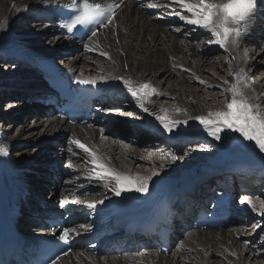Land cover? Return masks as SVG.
I'll use <instances>...</instances> for the list:
<instances>
[{"label": "bare ground", "instance_id": "6f19581e", "mask_svg": "<svg viewBox=\"0 0 264 264\" xmlns=\"http://www.w3.org/2000/svg\"><path fill=\"white\" fill-rule=\"evenodd\" d=\"M72 2L73 0H0V19L6 18L8 21L7 28L5 30H0V55L3 56L0 60L6 57H11L12 59L13 57H31L37 55L53 59L63 51L76 53L73 57L67 58L68 56L65 57L64 55L61 57L60 60L65 62L63 64L64 68L76 74V78L82 74L83 78H96L97 82L112 83L116 94L128 100L124 102L120 101L119 103H122L120 106L123 107L124 104L128 103L127 108H133L130 110L131 112L133 111L132 113H140V115L142 114L146 117L149 125H157L161 133L165 135V140L170 143V150L174 151L177 149L173 145L175 138L180 137L181 134L174 133L175 128H173L171 133L164 130L163 126L154 116L143 113L137 106L136 101L126 92L119 81L106 79L109 73L132 77L144 83L150 82L156 89V82L161 84L169 82V85L165 88L166 92L164 96L165 98L168 96L175 99L176 109H181L183 112H186V117L177 118L172 115L176 109L165 108L159 101V95L150 96L145 101V104L149 107L150 111L157 112L161 115L168 114L170 119L184 121L188 119L189 116L207 115L209 111H217V109L210 108L209 105H206L205 102L200 101V99L198 100V94L196 90L192 89L191 83L203 80L206 82L204 86L217 85L220 86L223 91L225 86L218 85L205 75V65L210 61H208L209 57L206 55L209 51L213 50H221L222 52L224 51L223 53L227 52L215 44L209 45L206 42L205 44L207 46L204 48L201 43L196 44L195 41L192 40V37L197 39L198 37L196 36L198 35H207L202 34V30H197L195 26L186 25L178 16L170 14L174 11H180L178 7L175 9L147 8L146 4L148 2H158V0H123L114 23L107 28L104 27L99 30L95 37L80 43L72 39H64V36L56 27L57 24L50 20L51 17H49V19L45 18L50 15L53 8L57 5H68ZM14 4L20 9L19 11L14 9ZM25 5L27 6L26 10ZM156 12H161L162 15L169 17V20L174 21L176 24H180L183 28L181 33L182 36L174 31L173 25H161L160 22L162 21H158V18H161L158 17L160 13L157 15ZM263 12V9H259L258 15ZM169 14L173 18H170ZM30 20L35 22L30 24ZM259 22L260 21L255 25L251 35L241 44V47L245 43L260 45L261 41L264 46V26L263 24L260 25ZM179 36H181V38ZM102 51L107 52L111 59L102 56L100 54ZM242 53L243 49H241V55ZM256 53L259 55L258 58L264 55L261 50H257ZM85 54H90L92 60L85 57ZM227 59H231L228 53ZM113 60L115 64H113ZM92 62L98 63V66L95 67ZM224 62H226L225 59ZM224 62L220 65L223 66L222 64H224ZM125 64H127V68L124 67ZM250 64L252 65V60L250 62V58L248 63H245L243 59L233 60L231 72L234 73L238 71L239 68H244L249 75L251 72L255 71L254 66L250 67V70L248 69V65ZM28 72L29 71H25L20 77L12 74L0 75V99L2 91L10 88L12 85L13 88H18V86L23 89L27 88V90L21 91L22 94L26 93L24 94L25 98H28L26 96H30L29 84L36 83L33 81V78L28 75ZM101 76H104L105 79H100ZM173 77L175 78L174 85L171 83ZM197 77H199V79H197ZM227 80L233 82L230 76H228ZM263 85L264 82L255 86L254 93L253 91H249L248 95L252 97L254 95L264 94L262 91ZM18 94L19 93L15 95ZM31 108L34 111L35 106L31 105ZM117 109L118 108H116V110ZM160 109L166 110V113H160ZM219 109H221V107ZM110 111L112 110L108 111V109L104 107L103 114L99 118L101 123L109 118H114V115L109 113ZM6 118V120H8V117ZM21 118L22 115L19 119ZM118 120L120 119L107 121L104 124L105 127L109 126L111 130H120L119 136H114L118 138L114 139L108 136L107 133L104 132L105 130L101 129L102 127H98L100 123L97 122L80 126L69 125L61 119L44 118L42 122L36 123L33 128L30 126L24 128L23 125L18 127L14 134L12 132H7L12 128V124L6 125L4 131L0 129V146L7 145L9 152L12 147L13 149H18L27 143H34L33 145L35 146L32 152H28L22 148L21 151L23 152L20 157H18L17 161L11 159L10 153L8 156H0L7 168L10 182L18 187L25 186L33 194H37L38 191H40L39 194H43L44 198L32 195L34 199L37 197V199L42 200L45 204L49 202L56 204L57 201H60L61 204V201L64 200L63 193L64 196H66L65 199L67 200L68 197H71L68 199V201H71L75 198L72 197V194L74 192L78 195L82 194L83 189H85L88 194L92 191L102 192L98 193L102 195L113 193L110 189L104 187V180H97L94 176L90 177L89 174L93 168L91 164L92 158L88 153L84 152L83 149L73 144L72 141L74 139H79L91 150L95 151L97 156L102 158L105 162L106 166L134 176L128 163L131 162L132 165L135 162L140 163L142 156H138L136 151L129 152L124 149V140H122V138H130L129 141H131V143L137 144L138 141L151 143L150 140H154L156 137L147 132V136L144 140L143 137L145 134L143 132L137 131V134L142 136H136L126 124L122 125ZM195 122L197 121L188 120V123ZM102 136H106V138L102 139ZM181 139L184 140V138ZM54 142H57L59 145H55ZM69 149H71V151H69ZM176 152L177 151H175V154ZM81 154H83L84 157H82ZM197 155L202 154L198 152ZM221 155L224 157H220L217 160L208 159L205 164L203 163V156L198 157L199 164L196 163L192 167L188 166L186 162L184 163L181 161V165H179L177 170V165L174 164V161L171 163L172 166L160 162L156 169H160L161 166H163V170L150 181L147 192L139 193L134 190H129L122 192L120 196L114 195L107 200H102L98 198V196H95L96 199L94 201H103L102 204H97L99 213L96 211L88 212L89 210L87 209L89 208L86 207V204L80 207V204L66 203V209L69 212H75V217L78 220H82L85 216H87L89 220L85 223L87 229L81 227L83 224H78V226L76 225V227L73 228L76 229V232H74L75 236L79 237L80 241L91 239L93 235L91 227L93 224L108 223L110 219H112V221L121 218L125 219L126 217L138 216L147 212L158 199L159 195L166 189H179L190 178L197 177L200 172L206 173L212 168L217 169L220 166L234 164L237 160H239L241 164L244 163L243 171L245 173H250L251 171L259 172L255 165H264V163L262 161L259 162V160L256 162L248 161L250 157L225 158L227 154H219V156ZM261 155L264 157V154ZM46 160H48L47 165L45 163ZM80 160H84L86 163H81L79 167L77 164ZM69 161L73 164V168L71 169L67 167ZM52 163L61 167L59 173V169H55L54 167L56 166L54 164L51 165ZM87 163L89 166H87ZM206 165L210 166L205 168ZM144 168L145 167L142 166L141 171L144 170L145 172ZM29 169L31 170L29 174L35 175V177L32 176V179L28 178L31 180H27V175L24 174H28L27 171ZM150 171L151 169L148 170V173L145 172V175L150 174ZM169 171L171 174L168 175L166 172ZM59 174H63V177L72 174V180L64 181L65 184H63L62 179L60 183H57L54 181V176H61ZM261 174V180L263 181L264 171L261 172ZM256 177H258V175ZM262 181L261 184H264V181ZM218 183H221L224 189L234 190V201H236L235 196L237 194V188L233 177H220L218 182H216V178L211 176L207 181V185H217ZM261 184H252L251 187L253 191ZM204 187L205 185H203L200 190H203ZM197 191L198 190H196L195 193H197ZM217 192H219L221 196L225 195V193L220 190ZM19 194L20 191L10 192L11 196H17ZM56 195H58V199L54 198ZM243 196L251 198V195L248 193L243 194ZM48 197L50 199L53 198L52 201H49ZM78 197L81 198V196ZM195 197L197 196L195 195ZM224 199L228 200L227 197H224ZM221 200L223 201V199ZM204 201H208V198H204ZM234 201L232 203L233 206ZM234 207H238L237 201ZM77 208H79L78 211ZM250 211L251 210H247L244 216L252 218L253 215H257L256 213L252 214ZM242 214L243 213L239 211L238 217H243ZM238 217L235 221H237ZM178 229L179 225L177 224V230ZM226 230L227 229H224L219 232L192 231L190 234H186L185 237L181 239L182 242L177 240V242L179 241L181 244L173 249L174 251L172 252L171 258L166 257L165 254L160 255L157 248L155 250L142 249V252L139 250L141 253L132 249L122 253L120 258L116 255H106V253H101L100 251L95 253L88 252L85 249H77L64 258L59 259L57 264H259L258 262L256 263V261H251L255 252L252 250L249 251V248L245 247L246 243L242 240L241 234L238 232L237 234H231ZM181 245H183V247H181ZM225 249H227V251H225ZM230 253H235V255H231Z\"/></svg>", "mask_w": 264, "mask_h": 264}, {"label": "snow or ice", "instance_id": "6c2138e0", "mask_svg": "<svg viewBox=\"0 0 264 264\" xmlns=\"http://www.w3.org/2000/svg\"><path fill=\"white\" fill-rule=\"evenodd\" d=\"M122 3L123 0H112L111 3L107 0H73L68 9V15L61 21L60 27L66 30L68 34L84 30L86 34L90 33L89 39H91L97 35L96 29L92 26L107 28L112 25L118 16ZM261 6H264V0H158V2H148L146 4L147 8L175 9L178 7L180 11H174L170 14L178 16L186 25H192L197 30H202V34L209 37L207 40L209 45L215 44L224 49L231 57L227 61L229 67L232 66L233 60L243 59L245 63L249 62L247 50H244L241 55V44L251 35L258 23L260 19L258 13ZM13 7L17 11L20 10L15 4ZM26 9L27 6L25 5ZM7 26V19H0V30H5ZM175 30L180 31L179 28ZM100 54L111 59L107 52L102 51ZM113 64H115L114 60ZM124 67L127 68V64ZM229 76L232 77L233 82L224 81L226 87L223 88V92L227 94L224 98L228 100L224 108L218 111H209L207 115L189 116L184 121L170 119L168 114L161 115L150 111L145 101L152 95L161 94L150 82L144 83L132 77L113 73H109L106 79L119 81L126 92L136 101L140 110L149 116H154L164 130L170 133L174 127L180 124H187L188 120H196L203 125L207 135L214 140L220 141L222 133L225 134V139L231 140L232 137L228 136L227 133H238L244 141L250 142L249 147L264 154V105H262L264 94L252 97L248 95L250 90L254 91V86L248 83L251 78L244 68H239L234 73L230 72ZM100 79H105V77L101 76ZM76 81L81 85H95L97 82L96 78H83L82 74L76 78ZM200 82L206 83L203 80ZM181 111L183 110L176 109V112ZM159 112L166 113V110L160 109ZM127 115H133V113H127ZM102 139H104L103 136ZM72 143L91 156L93 168L89 174L90 177L94 176L97 180H104V187L110 189L115 196H120L122 192L129 190L139 193L147 192L150 181L163 170V166H161L160 169H152L148 175H128L106 166L102 158L98 157L95 151L79 139H74ZM8 155V146H0V156ZM169 156L172 161L181 158L171 153H169ZM164 158L162 157V159ZM67 167L73 168L71 161H69ZM246 202L253 212L257 211L252 199L248 196H242L240 203L245 204ZM66 203L86 204L87 208L95 209L96 205L98 203L102 204L103 201L86 202L80 197H75L71 201L62 200L61 206L63 207ZM261 203L264 204V201ZM259 214L264 215V212ZM81 227L87 229L86 225ZM73 232H76V229L64 228L59 240L66 244L69 243L70 235ZM230 254L235 255V253ZM59 259L60 257L57 256L56 259L51 261V264H57Z\"/></svg>", "mask_w": 264, "mask_h": 264}, {"label": "rangeland", "instance_id": "374dc122", "mask_svg": "<svg viewBox=\"0 0 264 264\" xmlns=\"http://www.w3.org/2000/svg\"><path fill=\"white\" fill-rule=\"evenodd\" d=\"M156 14L157 15L159 14L158 17H161L160 19L158 18L159 22L160 21L163 22V23L160 22L161 25H163V26H165V25L168 26L169 24L173 25L174 31L177 34L182 36L181 33H182L183 28L181 27L180 24H176V23H174V21L169 20V17L162 15L161 12H156ZM169 16H170V14H169ZM259 17H260V19H259L260 25L263 24V26H264V12L262 14H260ZM170 18H173V17L170 16ZM33 22H35V21L30 20V24H32ZM177 28H179L180 31H176L175 29H177ZM181 36H179V37L181 38ZM196 37H198V38L196 39L195 37H192L193 38L192 40H194L196 44L201 43L203 48L207 46L205 43L207 42V40L209 38L208 36H202V35L199 36L198 35ZM241 49H243V51L247 50V52L249 53L250 62L252 60V65L251 64H250L251 66L248 65V69L250 70V67L254 66L255 71L251 72L248 75L251 78L248 81V83L251 86H254V88H255V86H258L259 84L264 82V55L261 56V54H260L261 57L258 58L259 55L256 53L257 50L258 51L261 50L262 54H263L264 50H262V49H264V46L262 45V41H261L260 45H252L249 43H245L242 45ZM223 52L221 50H219V51L213 50V51H209L207 53L206 56L209 57L208 61L210 60L209 61L210 63L208 62V64L205 65V68H206L205 75L210 80H212L213 82H216L218 85H223L226 87V85H224V81L227 80L229 73L232 70V66L231 67L228 66V64H227V61H228L227 53H223ZM75 55H76V53L71 52L70 54L64 55V56L65 57L68 56L67 58H69V57H73ZM84 56L89 58L90 60H92L90 58V54H85ZM1 58H3L2 55H0V59ZM224 59L226 62H224ZM10 60H11V57H6L5 59L0 60V75L12 74L14 76L19 77V75H21L22 73H25L24 70H20L19 66H13L16 63V60L15 61H10ZM59 60H58V63L60 62L63 66V64L65 62H63L61 60L59 61ZM222 62H224V64H222L223 66L220 65ZM93 64L95 65V67L98 66V63H93ZM29 74L30 73L28 72V75ZM171 81H172L171 82L172 85H174L175 84L174 83L175 78L173 77L171 79ZM156 83H157V90L159 91V93H161L158 96L161 104L165 108H171V109L175 110L176 109L175 99H172L168 96H166V98H165V96H164L165 92H166L165 88L167 87V85H169V82L168 83L164 82V84H161L158 82H156ZM204 85H205L204 83H200L199 81H197V82L195 81V82L191 83L192 89L196 90V93L198 94V95L196 94L198 100L200 99V101L205 102V104L209 105L210 108L217 109V111L220 107H221V109L224 108V106L228 102V100H226L224 98V96L227 94H225L222 91L220 86H217V85L204 86ZM26 89L27 88L23 89L20 86H18V90L15 89L13 91V85H12V86H10V91H11L10 94H8L6 92V90L2 91L1 99H0V119L2 121L1 122L2 124L0 123V129L2 131L5 130L6 125L8 126V125L12 124V128L8 131L6 129V131L12 132L14 134L17 131L18 127L23 125L24 128H27L29 126L31 128H33V127H35L36 123H40L44 119L42 117H35V115L32 114L33 110L31 108V105L33 106L34 104H33V102L32 103L27 102L25 95H24L26 93L22 94V91H21V90H26ZM263 89H264V85L262 87V91L264 92ZM250 91L252 92V90H250ZM17 93H19V94L15 95ZM253 93H254V91H253ZM26 97H29V96H26ZM228 98L230 99V96ZM126 101H128V100L126 99ZM127 104H124L123 107L118 106L117 110H116V107L109 108L108 111L112 110L109 113L114 115V118H109L108 120L102 122V124L98 125V127H102L101 129L105 130L104 132L107 133V135L110 136L112 139L118 138V137H114L115 134H114L113 130H111L109 126L105 127L104 124L107 121H114L116 119H120V120H118V121H120L119 123L122 125L126 124V126H128L133 131V134H135L136 136H139L137 134L138 133L137 131H141L145 134V136L143 137L144 140H145V137L147 136V132L156 137V138H154V140H150L151 143H143L141 141H138L137 144L131 143V141H129L130 138H122V140H124V142H123L124 149H126L129 152L136 151L138 156L139 155H140V157L142 156L141 157L142 160L140 161V163L135 162L133 165L131 162L128 163V165L131 167V171L134 174V176L138 175V174L145 175V172L148 173V170L156 169L160 162L167 163L168 166H172L171 163L173 161L171 160L169 153L176 155L177 157H181L180 159H177V161H174V164L177 165L176 170L178 169L179 165H181V161H183L184 163L186 162L188 166L192 167L194 164L199 162L198 157L203 156V158H204L203 163L205 164L208 159L217 160L220 157H224L223 155L219 156V154H227V156H225V158H246V157H250V160H248V161L256 162L259 160V162L262 161L264 163V159H262L263 156L259 153V151L254 150L253 148L249 147L248 145L250 142L244 141L239 136L238 133L228 132L227 135L232 137L231 140L225 139L224 138L225 134L222 133L221 134L222 139L220 141H216L212 137L207 135V132L204 130L203 125H201L198 121L195 122L196 124L195 123H187V124L182 123V124L174 127L175 128L174 133L181 134V138L185 137L184 139H186V136L196 137V138H198V141L195 143L193 142V144H189L188 146L187 145L181 146L179 144H173L174 147L177 148L175 150L177 152H176V154L172 153L173 150H170L171 145L169 142H167L165 140V135L163 133L157 132L156 128H154V133H156V134L158 133L157 135L150 133V130H149L148 125H147L148 121H147L145 116H143L142 114L140 115V113L139 114L133 113V115H127V113L133 112V111L132 112L130 111L133 108H129V107L127 108ZM262 105H264V101H262ZM221 109H219V110H221ZM12 110H14V111H12ZM124 111H125V114H124ZM184 113L185 112H183V111H181V112L174 111L172 113V115H174L177 118L178 117H186L185 115H187V114H184ZM21 115H22V118L19 119V117ZM6 117H8V120H6L7 119ZM137 121H139L141 123L140 127H142V129L139 128L135 124ZM155 126L157 127V125H155ZM126 130H128V129H126ZM141 132H139V133H141ZM116 136H119V132ZM140 136H142V135H140ZM105 138H106V136H104V139ZM33 144L34 143H27V144L22 145L21 147L19 146L20 148H18V149L17 148L13 149V147H12L11 151L9 152L11 159L14 161H17L18 157H20L21 153L23 152V151H21L22 148L28 152H32L33 149L35 148V146ZM167 145H169L170 148H169V146L167 147ZM172 149H173V147H172ZM198 152H200L202 155H197ZM184 154H186V155H184ZM81 156L84 157L83 154H81ZM157 157H158V159H157ZM162 157H165V158L162 159ZM252 159H254V160H252ZM83 162L86 163L84 160H80L77 165L80 167L81 163H83ZM45 163L47 165L48 160H46ZM53 164L54 163H52L51 165H53ZM87 166H89L88 163H87ZM142 166L145 167L144 168L145 172H144V170L141 171ZM207 166L208 165H206L205 168ZM60 170H61V167H59L58 173ZM139 171H140V173H139ZM166 173H168V175L171 174L170 171L166 172ZM24 174L27 175V177H26L27 180H31L32 176L35 177V175H30V174H26V173H24ZM200 174H202V173L200 172L198 175H200ZM29 175H30V177H29ZM59 175L62 176L63 184H65L64 181L72 180V174H68L65 177H63L64 176L63 174H59ZM28 178H31V179H28ZM259 186H264V184H261ZM39 193H40V191H38L37 194H35V193L34 194L32 193V194L34 196L44 198L43 194L41 193L42 195H40ZM98 193H102V192H97V191L93 192L92 191L89 194L83 193V194H79V195L76 192H74L72 194V197L81 196V198L83 200H85L86 202H92L96 199L95 196H98V198H100L102 200H104V199L107 200L108 198L114 196V193L105 194V195L98 194ZM242 194H243V192L240 194H236V196H235L236 201L240 202V198L242 197ZM65 197L66 196H64V193H63V199L64 200H65ZM54 198L58 199L59 197H58V195H56ZM69 198H71V197H68L67 200ZM48 199H49V201H52L53 198L50 199L48 197ZM251 199L256 206V209H257L256 212L252 211L251 207L247 204V202L245 204H238V202H237V204H238L237 210L240 211L241 213H245V211L251 210L250 212H252V214L256 213L257 215H253L252 218H248L245 216L240 217L241 218L240 221L239 220L236 221V222L239 221L240 224L235 225L226 231L230 232L231 234H237V232L240 233L242 238H243L242 240L244 242H247L245 247L249 248V251L252 250L253 252H255L253 257L251 258V261L252 262L256 261V263L258 262L259 264H261V263L264 264V215L259 214L261 212H264V204L261 203L262 201H264V189L261 192L259 189H258V191L254 192V196L253 197L251 196ZM43 200H45V199H43ZM57 202L60 203L59 201H57ZM80 205H81L80 207H83V204H80ZM79 208H77V211ZM179 234L181 235L180 236L181 238H179V241H181V239H183L186 234H190V232H188V229H187L186 231L179 232ZM179 241L176 243L175 246L172 247L170 253L168 255H165L166 257L171 258L172 252L174 251L173 249L180 246V244L182 242V241L181 242H179ZM143 250H145V249H143ZM143 250H141V252ZM152 250H155V248ZM141 252L138 251V253H141ZM114 255L118 256V258H120L122 256V254H114ZM160 255H162V254H160Z\"/></svg>", "mask_w": 264, "mask_h": 264}, {"label": "water", "instance_id": "95a60500", "mask_svg": "<svg viewBox=\"0 0 264 264\" xmlns=\"http://www.w3.org/2000/svg\"><path fill=\"white\" fill-rule=\"evenodd\" d=\"M30 172H31V170L29 169L27 173L29 174Z\"/></svg>", "mask_w": 264, "mask_h": 264}]
</instances>
